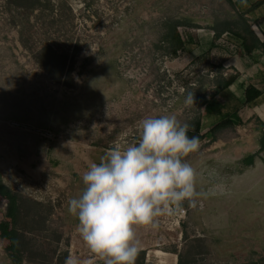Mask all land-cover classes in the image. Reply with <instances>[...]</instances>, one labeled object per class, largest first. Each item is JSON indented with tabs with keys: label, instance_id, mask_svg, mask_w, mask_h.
<instances>
[{
	"label": "rangeland",
	"instance_id": "rangeland-1",
	"mask_svg": "<svg viewBox=\"0 0 264 264\" xmlns=\"http://www.w3.org/2000/svg\"><path fill=\"white\" fill-rule=\"evenodd\" d=\"M170 25L185 49L175 50ZM245 31L228 0H38L33 9L0 0V172L24 198L12 222L0 191V221L16 231L22 264H104L68 202L90 164L137 144L141 121L163 115L190 132L200 120L199 149L185 158L199 195L156 228L135 226V264L264 263V117L235 82L249 76ZM226 117L232 124L212 133ZM12 246L0 230V264H13Z\"/></svg>",
	"mask_w": 264,
	"mask_h": 264
},
{
	"label": "clouds",
	"instance_id": "clouds-1",
	"mask_svg": "<svg viewBox=\"0 0 264 264\" xmlns=\"http://www.w3.org/2000/svg\"><path fill=\"white\" fill-rule=\"evenodd\" d=\"M185 106L194 103L192 93ZM175 115L141 121L137 144L112 147L82 175L68 212L89 252L104 264H135L140 251L135 226L158 227L157 217L175 215L183 202L196 206L195 170L185 158L199 149L198 137ZM65 264H79L69 256Z\"/></svg>",
	"mask_w": 264,
	"mask_h": 264
},
{
	"label": "trees",
	"instance_id": "trees-1",
	"mask_svg": "<svg viewBox=\"0 0 264 264\" xmlns=\"http://www.w3.org/2000/svg\"><path fill=\"white\" fill-rule=\"evenodd\" d=\"M18 5L26 8L33 9L37 5L38 0H13ZM167 37L171 40V42L175 46V50H183L185 49V40L181 37L180 33L176 29L175 25H170V30L166 34ZM238 35V34H237ZM166 37V38H167ZM242 46L245 50H249L250 46H248L245 42V40H242ZM216 44L214 42H211L208 46L213 47ZM208 48V47H207ZM62 69V68H61ZM234 79H230L228 81H225L222 85L223 88L228 87L232 84ZM261 90L254 87L252 84H247L244 88L241 89V94L243 96L242 102L244 104H250L253 103L260 95ZM232 122L229 117H226L225 119L221 120L220 122L216 123L212 128L211 131L214 133L217 129L226 127L228 125H231ZM187 135L189 138L191 137H198L199 140L202 139L203 134H200V120H196L195 129L194 131H188ZM264 150V134L261 136L259 141V151ZM255 154H248L242 159V163L245 165H249L253 163ZM0 191L2 192L3 196L5 197L7 201V213L6 216L10 218L12 222H15L18 212L20 211L21 202L24 201V198H22L17 193L10 190L8 187H6L1 180V172H0ZM32 204H34L36 207H38L39 203L36 201H32ZM35 211H38L36 209ZM0 230L4 234L6 238L10 240V242L13 244L11 247L12 252V259L13 264H22V257L20 254V245H19V239L16 231L14 229H11L9 227V224L1 220L0 221ZM178 264H180V259L178 261ZM252 264H258V263H252ZM264 264V263H260Z\"/></svg>",
	"mask_w": 264,
	"mask_h": 264
},
{
	"label": "crops",
	"instance_id": "crops-1",
	"mask_svg": "<svg viewBox=\"0 0 264 264\" xmlns=\"http://www.w3.org/2000/svg\"><path fill=\"white\" fill-rule=\"evenodd\" d=\"M228 2L241 16V22L246 28V33L239 36L240 41L244 39L250 46L241 57L245 76L246 73L249 76L244 81L234 80L238 82V96L243 99L241 89L247 84L260 89L261 95L250 104H254L255 111L264 117V0H228Z\"/></svg>",
	"mask_w": 264,
	"mask_h": 264
},
{
	"label": "built area",
	"instance_id": "built-area-1",
	"mask_svg": "<svg viewBox=\"0 0 264 264\" xmlns=\"http://www.w3.org/2000/svg\"><path fill=\"white\" fill-rule=\"evenodd\" d=\"M181 213H184V210H181Z\"/></svg>",
	"mask_w": 264,
	"mask_h": 264
}]
</instances>
